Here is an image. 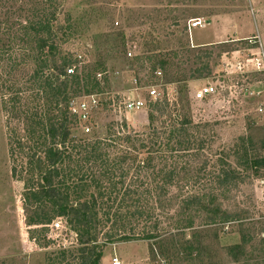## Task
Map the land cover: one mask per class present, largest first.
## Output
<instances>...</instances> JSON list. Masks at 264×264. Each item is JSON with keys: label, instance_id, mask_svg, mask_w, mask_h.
<instances>
[{"label": "rangeland", "instance_id": "rangeland-1", "mask_svg": "<svg viewBox=\"0 0 264 264\" xmlns=\"http://www.w3.org/2000/svg\"><path fill=\"white\" fill-rule=\"evenodd\" d=\"M40 11L55 13L56 31L71 27L56 57H68L74 73L92 75L87 85L73 88L71 100L97 101L90 133L70 120L77 147L66 164L71 200L94 196L103 203L99 242L131 230L156 236L106 246L101 264L115 258L121 264H264V167L256 163L264 159V72L246 64L264 53V0H0V264H62L60 253L68 256L79 247L63 218L54 219L59 230L29 225L35 212L48 209L25 201L19 172L27 161L13 163L9 151L14 135L33 145L37 122L51 125L62 117L61 107L43 94L50 62L41 74L39 41L30 30ZM196 19L205 26L190 29ZM200 49L213 52L212 74L185 80ZM209 83L218 93L196 101L195 93ZM151 86L160 100L148 97ZM128 97L145 100L146 107L126 112ZM154 102L161 103L158 111ZM221 168L244 178L220 196L222 208L247 219L207 223L200 211L181 213L187 196L220 194ZM170 171L177 175L167 183ZM125 186L137 193L122 201ZM159 186L176 206L157 208ZM136 203L154 211L151 220H138V228L130 217ZM118 214L121 220L113 218Z\"/></svg>", "mask_w": 264, "mask_h": 264}, {"label": "trees", "instance_id": "trees-1", "mask_svg": "<svg viewBox=\"0 0 264 264\" xmlns=\"http://www.w3.org/2000/svg\"><path fill=\"white\" fill-rule=\"evenodd\" d=\"M50 1V0H49ZM52 1V0H51ZM55 13H47L40 11L36 20L30 24V30L38 37L39 41V70L42 74L48 69L47 64L50 62V71L52 74L46 76L43 80V94L54 99L56 106H60L62 117L56 124L48 125L46 122H37L32 134L37 137L33 139V145L24 143L17 136H13L10 140V156L13 163H16L19 158L27 161V168H23L21 164L22 181L25 186V201H32L39 206H46L48 210H38L34 213V218L30 222V226L47 227L54 222L55 218H63L66 224L76 232L78 248L70 255L65 252L60 253V262L62 264H101L103 252L106 246L116 243H130L136 241H150L156 239L155 234L143 229L138 234L131 230V233L126 235L106 234L102 242H99L100 236L98 229L102 225L98 217V209L103 208V203H100L98 198L91 196L89 200H71V195L74 193L70 186L65 185V180L69 177L66 171V164L72 161V152H77V147L74 146L71 138L70 115L69 108L71 104V93L73 88H81L90 82L92 75L88 72L72 75L68 70L73 67V62L68 57H56V50L60 45L63 36H67L71 30L70 25L65 29L56 31ZM57 27V26H56ZM59 34L62 36L59 37ZM62 37V38H61ZM213 49V48H212ZM44 53V54H43ZM55 53V54H54ZM213 58L211 49H200L193 56V64L195 69L190 72V75L185 80H200L209 77L212 74L210 62ZM59 60V62H58ZM161 103L155 102L154 109L158 111ZM184 125L179 129L180 135L185 132ZM36 130V131H35ZM186 143V142H184ZM182 145V144H181ZM88 151L87 147H82L81 152ZM264 167V159H259L256 162ZM23 169V170H22ZM26 173V178H23V173ZM14 177L18 176L17 167L13 168ZM176 172L170 171L164 174L167 183H172L176 177ZM243 176L238 171L231 168H221L216 176L219 195L209 193L207 198H202L199 195H190L182 200L180 212L187 213L194 210L200 211L205 215L204 220L208 222L220 221L222 223H232L247 219V214L243 212L232 213L224 210L220 204V196L226 192H231L237 188L239 183L243 181ZM134 189L129 186L122 187L120 194L122 201L136 195ZM169 195L168 189L158 187V203L157 208L165 210L176 206L172 198H167ZM171 199V200H169ZM133 205V204H132ZM132 206L133 211L130 212L131 219L134 220L135 226L138 220L141 222L149 221L154 215V211H148L142 205L137 207ZM114 215L113 218H122L121 214ZM116 223V220H114ZM157 229L158 227L155 226ZM250 237H243V243L250 244ZM264 246V238L260 241Z\"/></svg>", "mask_w": 264, "mask_h": 264}, {"label": "built area", "instance_id": "built-area-1", "mask_svg": "<svg viewBox=\"0 0 264 264\" xmlns=\"http://www.w3.org/2000/svg\"><path fill=\"white\" fill-rule=\"evenodd\" d=\"M206 22L202 19H196L193 20L192 23L190 24V29H195V28H202L204 27ZM132 56V53H129V57ZM251 63L255 68V71L257 72H264V53L261 54V56L258 54L256 56H253L252 59H247L246 64ZM246 64L244 63H239V66H242L245 68ZM69 74H73L74 70L70 69L68 70ZM248 71L241 70L240 75H246ZM158 76H161V73L157 74ZM175 93H177V89L175 90ZM218 93L217 86H215L212 83L207 84L206 86L202 87L200 90H198L194 98L196 101H205L209 98H212ZM148 97L151 100L158 101L160 100L161 96L156 88V86H151L147 90ZM155 103V102H154ZM97 105V101L93 100L91 103L87 101H80V102H74L72 101L70 104L69 112L72 118L80 125L83 130H85L87 133L91 132L90 126V121H92V110L93 108ZM146 107V102L145 100L141 98H132L128 97L124 100L123 102V108L126 112L129 113H137L140 111H143V109ZM260 113L264 114V107L260 108ZM260 184L264 186V180L260 181ZM52 228L59 230L62 229V226L60 223L53 222L52 223ZM112 264H121L118 259H113Z\"/></svg>", "mask_w": 264, "mask_h": 264}]
</instances>
